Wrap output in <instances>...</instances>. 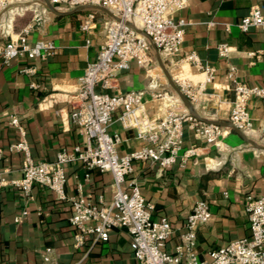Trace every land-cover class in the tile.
<instances>
[{"label": "crops", "instance_id": "0c3cea01", "mask_svg": "<svg viewBox=\"0 0 264 264\" xmlns=\"http://www.w3.org/2000/svg\"><path fill=\"white\" fill-rule=\"evenodd\" d=\"M253 6L264 13V0H189L185 9L171 16L175 21L187 23L179 55L165 59L150 44L149 71L129 62L127 70L119 76L117 91L141 92L143 97L133 116L120 119L121 110L113 115L108 132L120 138L118 155H128L142 147L132 125L145 126L158 121L169 102L177 98L159 68L158 58L171 77L181 73L193 85L196 91L191 104L199 118L208 122L228 123L234 97L227 76L230 66L235 68L238 82L264 85V31L243 34L237 28ZM87 12L59 17L48 12L30 21V42L51 40L56 47L55 56L47 61L16 58L5 65L0 60V173L8 180L22 177L24 160L22 153L8 151L12 143L25 141L35 163L52 162L63 149L70 152L86 145L70 121L68 101L104 40L99 18L89 31L80 29ZM9 23L12 37L27 26L19 18ZM8 41L9 37L2 35L0 23V44ZM221 44L232 50L226 60L216 51ZM190 53L197 54L202 66L215 69L212 82L207 83L206 75L184 60ZM27 69L32 72L22 73ZM152 76L157 77V82L152 81ZM249 101L252 129L243 135L264 148V100ZM179 103V112L189 114ZM11 117L18 119L23 135L10 124ZM182 136L181 151L174 165L159 171L149 161L135 162L133 173L121 188L128 191V183L133 181L145 202L154 205L152 219L165 218L170 222L172 234L165 245L168 252H174L181 243L184 220L195 203L205 201L211 217L196 231L194 253L199 261L210 260L211 251L249 237L246 199L264 197V151L248 145L233 131L220 140L219 147L207 145L196 139L189 122L184 123ZM190 148L196 149L195 155L184 157V151ZM65 174L67 199L82 196L96 205H100L98 202L107 205L112 200L110 173L95 169L86 172L77 163L66 166ZM23 211L27 215L15 223L14 217ZM71 213L69 202H58L55 194L45 187L34 186L28 198L14 188L0 189V264H44L41 253L49 247L53 249L52 264H136L124 230H112L107 242L95 243L85 236L82 245L76 246L78 232L68 222Z\"/></svg>", "mask_w": 264, "mask_h": 264}, {"label": "built area", "instance_id": "2783aa9c", "mask_svg": "<svg viewBox=\"0 0 264 264\" xmlns=\"http://www.w3.org/2000/svg\"><path fill=\"white\" fill-rule=\"evenodd\" d=\"M55 10L71 11L77 7L87 8V14L80 25L82 31H89L99 18L103 26V43L94 62L87 64L83 75L78 79L77 90L71 95L70 121L78 133L85 139L84 149L75 147L72 151H60L52 162L35 163L30 156L25 141L12 143L10 153H22V177L8 180L0 173V189L14 188L28 198L34 186L45 187L55 194L58 202H69L71 216L69 224L77 230L76 246H81L85 236L95 243L107 242L112 230H124L130 240L132 256L136 264H264V197L246 199L245 210L249 219V237L238 239L210 252V260H198L194 253L196 231L200 225L208 223L211 217L209 205L200 200L196 202L190 214L185 218L181 243L174 252L165 251V245L172 227L167 219H152L154 205L145 202L137 185L131 181L125 191L121 185L133 173L135 162H150L159 171L175 164L183 141L182 130L186 122L190 123L194 136L207 145L218 146L220 140L232 132L218 125H208L193 119L187 113L179 112L176 98L169 102L163 117L149 125H132L136 130L135 138L142 147L131 154L120 156L117 147L120 138L111 135L108 129L113 124V115L121 110L120 119L133 116L141 105V92L121 93L118 80L128 64L134 61L139 67L147 68L152 58L150 44L165 59L179 55L184 38L183 20L175 21L171 16L185 9L189 0H48ZM12 0H0V15L8 9ZM44 6V5H43ZM101 9L111 13L107 16ZM47 10L44 8L43 12ZM116 18V19H115ZM238 30L246 34L250 31H264V13L258 6L250 8L245 18L237 24ZM2 35L9 41L0 44V60L8 65L12 59L28 58L41 62L55 56L56 47L51 40L30 42L28 36L32 29L27 25L14 37L9 35V25L1 26ZM139 32L142 33L140 35ZM218 56L227 59L231 48L224 44L216 47ZM253 55V54H251ZM205 75L207 83L214 79L215 69L200 64L197 54L190 53L184 59ZM229 67V66H227ZM31 69L22 73H30ZM229 83L232 84L233 100L228 114V123L242 134L252 129V119L248 106L250 99L264 100V85H246L236 80L234 67L228 68ZM175 86L191 102L196 89L184 77H171ZM31 87H35L31 84ZM115 90V93H111ZM156 98H160L159 95ZM10 124L23 130L16 117ZM194 148L184 151V157L195 155ZM2 151L0 150V159ZM81 163L86 172L99 170L110 173L114 189L112 200L107 204H93L84 197L67 199L64 187L67 181L65 167ZM87 178L89 175L86 176ZM23 211L14 217L19 223L26 216ZM53 249L46 248L41 253L44 264H52Z\"/></svg>", "mask_w": 264, "mask_h": 264}, {"label": "water", "instance_id": "95a60500", "mask_svg": "<svg viewBox=\"0 0 264 264\" xmlns=\"http://www.w3.org/2000/svg\"><path fill=\"white\" fill-rule=\"evenodd\" d=\"M43 5L45 7V9L47 10V12L59 17V16H66V15H70V14H76V12H80V11H85L87 10V8L85 7H77L76 9L72 10L71 12H58L57 10H55L51 5H49L48 0H43ZM101 11H103L105 14H107V16H112L111 13H108L106 10L101 9ZM116 19V18H115ZM138 33L140 35H142L141 32L138 31ZM158 63H159V68L163 71V74L167 80V84L171 87L172 91L175 93L176 97L179 99V101L183 104V106L185 107V109L188 111L189 115L199 119L201 121H203L204 123L208 124V125H218L221 126L223 128H227V129H231L233 132H235L237 135H239L248 145L252 146L255 149H259V150H263L264 148L258 147L253 141H251L250 139L248 140L246 138L245 135H243L241 132H239L238 130L234 129L232 127V125H230L229 123H220V122H208L206 120H203L201 118H199V116L197 115V113L195 112L191 102H189V100L184 96V94L181 92V90H179V88L177 86H175V84L173 83L171 76L169 74V71L164 67V65L162 64L160 58H158Z\"/></svg>", "mask_w": 264, "mask_h": 264}, {"label": "rangeland", "instance_id": "374dc122", "mask_svg": "<svg viewBox=\"0 0 264 264\" xmlns=\"http://www.w3.org/2000/svg\"><path fill=\"white\" fill-rule=\"evenodd\" d=\"M37 2H40L41 5L36 6L35 4H37ZM42 2V0H12V3L9 5L6 12L0 15L1 26L9 25V22H11L12 19L14 20L18 18L26 22V25H28L29 23H31L30 21H32L33 18H42L43 16L48 15L47 11L43 12V9L45 7L42 5ZM11 11H13L14 14H12ZM18 15L22 16L19 17ZM173 94L175 95L174 92Z\"/></svg>", "mask_w": 264, "mask_h": 264}, {"label": "bare ground", "instance_id": "6f19581e", "mask_svg": "<svg viewBox=\"0 0 264 264\" xmlns=\"http://www.w3.org/2000/svg\"><path fill=\"white\" fill-rule=\"evenodd\" d=\"M174 76H180V77H184L185 78V75H182L181 73L179 74H174ZM160 78V77H159ZM152 81H156L157 82V77L156 76H152ZM153 83V82H152Z\"/></svg>", "mask_w": 264, "mask_h": 264}]
</instances>
